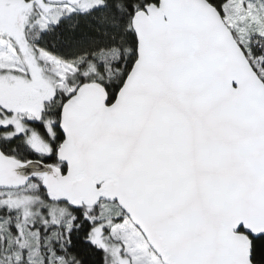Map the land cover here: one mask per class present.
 <instances>
[{
  "label": "snow or ice",
  "instance_id": "snow-or-ice-1",
  "mask_svg": "<svg viewBox=\"0 0 264 264\" xmlns=\"http://www.w3.org/2000/svg\"><path fill=\"white\" fill-rule=\"evenodd\" d=\"M0 264H264V0H0Z\"/></svg>",
  "mask_w": 264,
  "mask_h": 264
}]
</instances>
